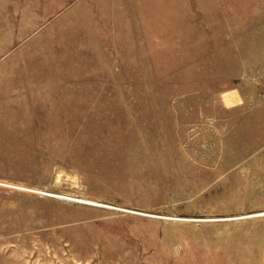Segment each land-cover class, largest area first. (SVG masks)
I'll return each mask as SVG.
<instances>
[{"label": "rangeland", "instance_id": "1", "mask_svg": "<svg viewBox=\"0 0 264 264\" xmlns=\"http://www.w3.org/2000/svg\"><path fill=\"white\" fill-rule=\"evenodd\" d=\"M0 264H264V0H0Z\"/></svg>", "mask_w": 264, "mask_h": 264}]
</instances>
